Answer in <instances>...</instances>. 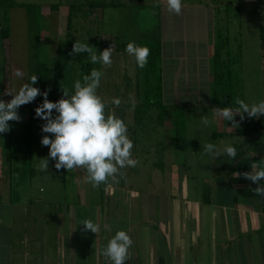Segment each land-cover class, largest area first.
I'll list each match as a JSON object with an SVG mask.
<instances>
[{"label":"crops","instance_id":"crops-1","mask_svg":"<svg viewBox=\"0 0 264 264\" xmlns=\"http://www.w3.org/2000/svg\"><path fill=\"white\" fill-rule=\"evenodd\" d=\"M213 1L219 2L224 13L221 14L218 10L215 12L210 32L208 36H203L209 59L208 65L206 63L208 86L212 79L211 52L216 34L220 33L229 38L228 25L237 24L240 29L244 25L242 21L239 23L237 16L232 17L233 9L256 4L258 10H264V0H233L234 5L230 2L231 6L224 0ZM199 4L201 5L200 2ZM119 5L115 8L120 9L121 3ZM118 9L114 11L117 12ZM197 9L195 8L189 16V20L195 23L199 19ZM162 10L164 11L159 12L158 21L156 17L153 18L152 33L150 24H147L145 19L140 21L143 33L146 32L145 39L149 40L154 34L160 41L162 55L166 47L170 49L167 52H184L182 46L187 42L185 26L179 24V28H176L173 17L168 19L170 15L175 14L167 11V6H163ZM114 14L118 20L119 13ZM157 22L159 29L155 30ZM117 31L101 36V49L112 40L120 42V34ZM192 35L198 36L196 33ZM229 39L232 46L240 44L242 48L240 79L245 100L246 88L242 75L247 69L245 53L248 46L241 37L239 40ZM114 53H118L117 47ZM259 58L254 61L257 66L263 65L262 57ZM181 62H184V57L178 61L177 67H181ZM194 65L185 63L188 68ZM190 80L184 82L186 86L180 89H173L172 83L167 88L168 98L174 101L168 106L188 107L185 115L186 148L174 149L171 110L166 109L163 112L162 124H156L158 131H167L169 135L166 143L158 137L159 134L155 136L160 149L154 153L155 157L160 156V163L154 162L151 154L142 161L149 174L160 175L166 181L165 187L157 185L143 193L132 187L125 189L114 186L105 192L100 191L101 202L93 204L88 202V197L87 201H83L84 186L77 182L80 180L76 181L73 169L64 170L65 177L61 183L65 185L66 191L70 184L71 196L72 199L75 198V202L50 204L42 203L39 197L27 198L24 201L19 196L18 202L10 203L8 189L4 188L2 191L0 188V264H111L108 258L102 255V249L115 231L120 229L125 230L133 241L125 264H264V199L236 200L234 191L212 167L214 158L203 153V144L209 140L207 138L201 141V129L204 126L197 125L190 116L198 115L196 106L187 104V99L197 96L196 91L189 87ZM180 96L186 99L183 104L177 102L180 101ZM213 109L209 100L203 112V116H207L210 121L204 137L212 132L229 135L214 142L219 149L223 148L224 140L230 143L240 142L241 137L236 134L256 119L247 117V114H244L243 120L236 116L233 122L237 127L228 128L232 122L223 121L216 116ZM158 131L153 129L152 134L156 135ZM136 152L133 149V159L137 158ZM34 169L33 177L45 175L43 167ZM131 172L135 176L141 173L137 166L132 168ZM4 178L7 177H3L2 181ZM194 179L198 181H192ZM27 185L29 184L18 188V194L24 192ZM205 186L209 188L208 203L203 200ZM151 197H163L165 203H154ZM85 219H92L99 225V231L95 234L85 231L83 226L79 225ZM104 225H110L111 231H106Z\"/></svg>","mask_w":264,"mask_h":264},{"label":"rangeland","instance_id":"rangeland-1","mask_svg":"<svg viewBox=\"0 0 264 264\" xmlns=\"http://www.w3.org/2000/svg\"><path fill=\"white\" fill-rule=\"evenodd\" d=\"M18 4H32L40 6L41 16L39 17L40 26L42 28L40 34L41 44L46 46V50L50 55H53V47L59 38L65 35L66 17L68 13V6L74 5H84L89 2L94 3H112L113 5H119L121 3L120 9H118V20L114 19V10L103 11L98 8H92L90 10L84 8L83 14L85 16V26L77 35L78 39L88 35V30L98 29L103 30L106 33H114V31L120 34V39L116 43V40L107 42L105 46L102 47L101 51L111 47L112 49V63L110 66L101 65V72L103 73L100 86L97 89V94L101 97L105 104L110 106L106 107V112H114L118 117H120L128 127L129 138L133 142V149L137 151L136 160L137 169L141 172L136 176L131 172L132 168L121 169L124 173L122 177L118 176L116 181L109 179L105 183H102L96 188H93L90 183L87 182V173L82 168L74 169V176L79 184L82 183L84 186V193L82 194L83 201L91 202L93 204H98L101 201L100 191L103 189L109 190L112 187L120 186L125 189L132 187L143 193L149 191L151 188H155L157 185L165 187L166 181L160 175H151L142 163V161L148 157L149 154L152 155L153 161L158 162L159 155L155 157V150H159L160 145L157 142L155 136L161 137L163 143L168 142L169 135L167 131H158L156 125L155 115L152 119H147L138 128L134 127V115L133 108L131 105H136L140 102L139 85L141 82V71L135 66L134 59L130 57L126 51L125 47L130 41H138L146 35L141 29L140 21L145 19L147 24L153 23V18L156 17L158 21V13L162 10L163 6H166V0H14ZM219 1V0H218ZM227 4L231 6L234 5L233 0H224ZM201 3V5L199 4ZM231 2V3H230ZM53 5H58V9L54 10L51 8ZM256 7L257 5L254 4ZM207 6V7H206ZM252 4H247V6L239 7L237 9L231 10V15L233 18L238 17L239 23L244 22L243 28L240 29L237 24L228 25L229 38L233 41L235 38L237 40L241 39L246 43L247 51L245 53L246 58V71L243 72L244 86L246 88V103H254L258 100L264 99V71L263 65L258 64L254 61L259 60L261 56L259 39H258V25L264 22V10L256 8ZM195 8L197 9V14L199 15L198 21L193 22L189 20V16L192 15ZM107 9H111L108 7ZM158 10V11H157ZM221 14L223 8L220 7L219 2L213 0H183V7L180 15H170L175 20L176 28H179V24L185 26V33L187 34V42L182 46L184 52H167L170 51L169 48L163 50V57L161 59V74H162V103L164 105L172 104L168 98L167 88L172 83L173 89H180L184 86V82L190 80L189 87L196 91L197 96L190 97L187 99V104L196 106L195 117L190 115L192 119L195 120L197 125L200 124L199 118L203 116L204 109L210 100V85L208 79L206 78V63L208 65V52L206 51L207 46L204 44V35L208 36L211 28V24L214 21V14L216 11ZM105 16H102L104 15ZM152 14V15H151ZM2 10H0V26L2 25ZM102 16V18H101ZM101 18V19H100ZM210 18V21L208 19ZM240 18V19H239ZM9 19L11 25V53H12V65H11V78L10 80H3L1 75L2 68V57L1 43H0V100L4 102L11 99V95L18 91L19 87L26 82H29V78L33 75L32 62H33V34H34V13L26 12L24 9L14 8L9 11ZM103 19V23H100ZM155 20V21H156ZM161 20V19H160ZM98 23V24H97ZM210 23V25H209ZM158 22L155 24L154 29L158 30ZM154 30V31H155ZM184 30V29H183ZM102 31V32H103ZM91 33L93 31H90ZM193 33L198 34V36L193 37ZM92 35V34H91ZM151 38V37H149ZM115 39V38H114ZM182 37L180 35V41ZM193 42V43H192ZM120 46L118 53H114V49ZM121 52V54L119 53ZM259 55V57H258ZM173 56V57H172ZM184 57V62H181V67H177L178 61ZM197 59V61H195ZM195 64L193 67H185V63ZM208 67V66H207ZM51 68V66H50ZM19 71L22 75L17 76L16 73ZM199 74V76L197 74ZM198 76V77H197ZM10 81V82H9ZM1 85L3 88H1ZM165 94V95H164ZM118 97L121 101L120 105L114 106L111 101L112 98ZM180 104L186 102V99L179 97ZM190 102H189V101ZM195 106L193 108H195ZM155 114L158 111L154 110ZM23 123L28 119V112L24 109ZM153 112H150V114ZM168 124V123H167ZM153 128L158 131L156 135L152 134ZM132 130H135V135H132ZM207 127L201 129V141L209 140L210 135L206 138L204 137V132L206 133ZM37 143L33 148V166L36 168H41L43 161L41 159H47L48 149L46 146H42L40 140L43 135H49L42 132H37ZM224 138V137H223ZM226 138V137H225ZM166 140V141H165ZM219 140V139H217ZM225 142H229L224 140ZM5 142L1 141L0 137V188L2 191L4 188L8 189V174L7 165L4 164L5 155L1 153V149H5ZM231 143H237L232 142ZM156 147H155V146ZM158 145V146H157ZM132 149V151H133ZM135 159V158H134ZM148 159V158H147ZM4 161V162H3ZM7 162V158H6ZM212 167L218 171V166L216 161H212ZM45 175L40 177L39 175L33 177L29 182V185L24 189V192L18 195L21 196V200H27V198H41L42 203L50 204H64L75 202V198L71 196L72 190L70 189V184H68L67 191L65 190V185L61 183V173L60 169L56 170L54 168V161L48 160V167L45 170ZM72 171V170H70ZM84 171V173H83ZM54 174V175H53ZM220 174V172H219ZM218 174V175H219ZM135 176V177H134ZM3 177L4 178L2 181ZM65 177V174H64ZM192 181H198L194 179ZM67 187V186H66ZM86 188H88V195H86ZM168 189V187H166ZM19 190V189H18ZM156 190V189H155ZM163 192V191H162ZM147 197V196H144ZM154 203H165L163 197H151ZM254 201H263L256 199ZM152 202V201H151Z\"/></svg>","mask_w":264,"mask_h":264},{"label":"trees","instance_id":"trees-1","mask_svg":"<svg viewBox=\"0 0 264 264\" xmlns=\"http://www.w3.org/2000/svg\"><path fill=\"white\" fill-rule=\"evenodd\" d=\"M116 6L120 5H113V2H89L84 5H69L65 35L56 41L53 47V55L51 56L50 52L45 51L46 46H43L40 41L42 31L39 22V17L41 16L40 6L18 4L14 0H0V10L3 13L2 25L0 26V43L3 54L1 75L3 80H10L11 65L13 62L11 53V25L9 19V11L11 9L20 8L28 13H34L32 71L33 75H37V81L33 86L39 88L41 92L47 91V99L55 102L61 98L62 90L66 89L69 93L73 92L74 81L80 79L82 75H87L93 68L101 71V64L91 63L87 53L72 55L74 41H87L93 47V51L97 50L99 53L101 51V36L106 34L103 30L91 29L88 30V35L81 37V39L77 38L80 30L87 25V22L85 23L83 9L90 10L92 8H98L102 10L101 13L103 14V11L114 10ZM108 7L111 9H107ZM51 8L57 10L59 7L58 5H53ZM117 12L114 11L113 14ZM102 16H105V14ZM114 19H116L115 14ZM100 23H103V19L99 22V25ZM90 31L93 32L91 33ZM257 33L264 65V24L258 26ZM145 38L146 36H143L141 40L135 42L136 44L147 46L150 52L147 65L143 69L139 68L141 71V82L138 87L140 102L134 108L131 105L134 115V127L138 128L147 119H152L154 115L156 124L161 125L163 112L169 109L171 110V118L174 126L172 130L173 147L176 150H184L187 144L185 115L188 107L168 106L162 103L161 44L154 34L149 40ZM116 43L119 44L117 40ZM119 48L120 46L118 45L117 49L119 50ZM241 60L242 48L240 44L232 46L227 36L220 33L216 34L215 44L211 52L212 79L210 84V105L214 109L227 106L235 107V100L237 98L244 100L243 84L240 79V73L242 71ZM3 87L1 85V88ZM41 102V97L38 95L33 102L20 106L18 109L20 116L19 122L9 121L10 130L5 134H0L1 141L5 142V149H2V154L5 155V162H3L7 165V184L10 203L18 202V188L29 184L35 173L32 159L33 148L37 140L36 131L41 132L40 129L43 121L35 118L34 110ZM106 106L108 107L110 105L106 104ZM24 109L28 112V119L25 123H23ZM154 110L158 111L157 114H155ZM150 112L153 113L150 114ZM131 132L132 135H135V130L131 129ZM236 135L241 137L240 142L232 143L236 148L237 157L229 160L222 155L214 159L218 166V173L220 172L226 184L234 191L236 200L238 198L264 199V197H259L254 193L253 190L256 185L240 175L248 171L254 173L255 168H253V164L258 165L264 162V116L256 118ZM227 136L229 135L212 132L210 135V143L214 144L217 139ZM60 173L61 182H63V168L60 169ZM203 197V200L208 203L209 188L207 186L203 188Z\"/></svg>","mask_w":264,"mask_h":264},{"label":"clouds","instance_id":"clouds-1","mask_svg":"<svg viewBox=\"0 0 264 264\" xmlns=\"http://www.w3.org/2000/svg\"><path fill=\"white\" fill-rule=\"evenodd\" d=\"M166 6L170 13L180 15L183 0H166ZM125 51L134 59L137 68L143 69L147 65L150 52L147 46L130 41ZM81 53H87L93 64L110 66L112 63L111 47L98 53L97 50L93 51L87 41H74L72 55ZM16 75L22 74L17 71ZM102 75L100 70L91 69L87 75H82L74 81L73 92L62 90L61 98L55 102L47 99V91L41 92L33 86L36 84L37 75H32L29 82L23 83L8 102L0 100V134L10 130L9 121L19 122V107L33 102L39 95L42 102L34 110L35 118L43 121L41 132L51 134L43 135L40 140L41 145L48 149L47 159H41L44 170L47 169L50 159L54 161L56 170L83 168L87 173L86 180L93 188L109 179L118 182L116 178L124 175L121 169L134 168L138 161L132 158L133 142L129 138L126 123L114 112H106L107 106L97 94ZM111 103L118 107L121 101L114 97ZM213 111L223 121L232 122L228 128H236L237 124L233 122L236 116H240L241 120L244 119V114L249 118L264 116V99L246 103L237 98L235 107H217ZM199 120L204 127L210 123L207 116H201ZM203 153L214 159L222 155L229 160L237 157L236 148L230 142H225L222 149L213 143L205 142ZM253 168L254 173L248 171L240 175L256 185L253 191L257 196L264 197V162L253 164ZM79 225L94 234L99 231V225L92 219H85ZM104 228L111 231L110 225H104ZM132 244L133 241L125 230H116L107 240L102 255L108 258L111 264H125Z\"/></svg>","mask_w":264,"mask_h":264}]
</instances>
